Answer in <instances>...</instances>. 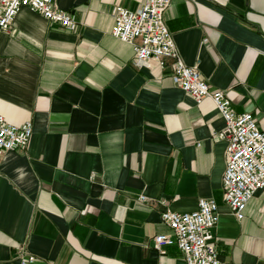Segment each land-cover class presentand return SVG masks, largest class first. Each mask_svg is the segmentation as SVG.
<instances>
[{"label":"crops","instance_id":"0c3cea01","mask_svg":"<svg viewBox=\"0 0 264 264\" xmlns=\"http://www.w3.org/2000/svg\"><path fill=\"white\" fill-rule=\"evenodd\" d=\"M73 30L28 8L0 32V115L32 122L22 150L0 157V264H186L161 216L214 200L224 264H264V190L238 220L224 202L225 121L197 103L170 66L137 68L112 36L116 7L143 0H55ZM165 24L184 63L264 133V0H172ZM144 196L147 202L140 198Z\"/></svg>","mask_w":264,"mask_h":264},{"label":"built area","instance_id":"2783aa9c","mask_svg":"<svg viewBox=\"0 0 264 264\" xmlns=\"http://www.w3.org/2000/svg\"><path fill=\"white\" fill-rule=\"evenodd\" d=\"M171 3L172 0H143L137 11L116 7L112 36L134 48L137 68L152 64L163 69L170 66L174 83L197 103L212 100L225 121V129L220 133L227 142L224 202L238 220H243L249 202L264 190V133L252 114H237L224 92L211 91L200 72L184 63L165 24ZM22 8L69 30L77 26L76 16L58 8L55 0H0V32L11 33ZM32 135V122L17 126L0 115V157L26 148ZM140 200L148 201L144 196ZM161 219L173 235L162 234L155 238L154 248L160 254L165 255L169 246H177L186 264H224L215 243L219 207L214 200H201L198 210L192 213L168 210ZM18 254L20 264H35L36 257L25 247H20Z\"/></svg>","mask_w":264,"mask_h":264}]
</instances>
